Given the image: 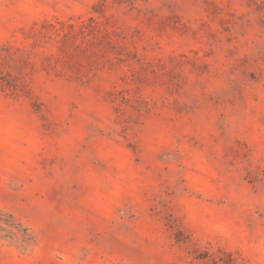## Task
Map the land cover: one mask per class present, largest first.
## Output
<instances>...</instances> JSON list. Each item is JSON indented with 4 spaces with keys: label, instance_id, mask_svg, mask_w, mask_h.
Segmentation results:
<instances>
[{
    "label": "rangeland",
    "instance_id": "rangeland-1",
    "mask_svg": "<svg viewBox=\"0 0 264 264\" xmlns=\"http://www.w3.org/2000/svg\"><path fill=\"white\" fill-rule=\"evenodd\" d=\"M0 264H264V0H0Z\"/></svg>",
    "mask_w": 264,
    "mask_h": 264
}]
</instances>
